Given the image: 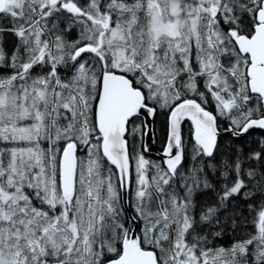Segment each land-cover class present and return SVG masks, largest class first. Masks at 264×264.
<instances>
[{"label":"snow or ice","instance_id":"obj_1","mask_svg":"<svg viewBox=\"0 0 264 264\" xmlns=\"http://www.w3.org/2000/svg\"><path fill=\"white\" fill-rule=\"evenodd\" d=\"M0 264H264V0H0Z\"/></svg>","mask_w":264,"mask_h":264},{"label":"water","instance_id":"obj_2","mask_svg":"<svg viewBox=\"0 0 264 264\" xmlns=\"http://www.w3.org/2000/svg\"><path fill=\"white\" fill-rule=\"evenodd\" d=\"M158 154L159 153H157V151H155V142H153V144H152V151H151L150 155H156V156H158Z\"/></svg>","mask_w":264,"mask_h":264},{"label":"trees","instance_id":"obj_3","mask_svg":"<svg viewBox=\"0 0 264 264\" xmlns=\"http://www.w3.org/2000/svg\"><path fill=\"white\" fill-rule=\"evenodd\" d=\"M155 145L157 146V149H158V151H159V144L158 143H155ZM151 157H153V158H156L157 156L156 155H151ZM227 241H225V243H226Z\"/></svg>","mask_w":264,"mask_h":264},{"label":"bare ground","instance_id":"obj_4","mask_svg":"<svg viewBox=\"0 0 264 264\" xmlns=\"http://www.w3.org/2000/svg\"><path fill=\"white\" fill-rule=\"evenodd\" d=\"M155 151H157V153H159L158 149H157V146L155 145Z\"/></svg>","mask_w":264,"mask_h":264}]
</instances>
